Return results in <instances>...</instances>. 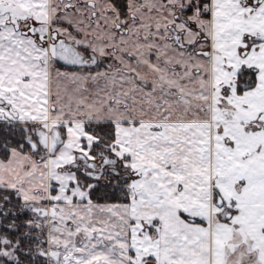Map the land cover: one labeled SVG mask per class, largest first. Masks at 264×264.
<instances>
[{
  "label": "snow or ice",
  "instance_id": "1",
  "mask_svg": "<svg viewBox=\"0 0 264 264\" xmlns=\"http://www.w3.org/2000/svg\"><path fill=\"white\" fill-rule=\"evenodd\" d=\"M0 264H264V0H0Z\"/></svg>",
  "mask_w": 264,
  "mask_h": 264
}]
</instances>
